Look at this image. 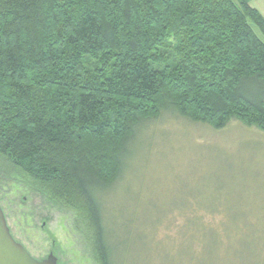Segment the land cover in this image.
I'll list each match as a JSON object with an SVG mask.
<instances>
[{"label":"trees","instance_id":"16d2710c","mask_svg":"<svg viewBox=\"0 0 264 264\" xmlns=\"http://www.w3.org/2000/svg\"><path fill=\"white\" fill-rule=\"evenodd\" d=\"M255 28L250 0H0V156L83 212L108 264L103 196L144 120L264 131Z\"/></svg>","mask_w":264,"mask_h":264},{"label":"rangeland","instance_id":"374dc122","mask_svg":"<svg viewBox=\"0 0 264 264\" xmlns=\"http://www.w3.org/2000/svg\"><path fill=\"white\" fill-rule=\"evenodd\" d=\"M250 5L264 17V0ZM120 177L103 196L108 264H264V131L168 109L135 128ZM0 206L33 257L100 264L87 216L3 156Z\"/></svg>","mask_w":264,"mask_h":264},{"label":"water","instance_id":"95a60500","mask_svg":"<svg viewBox=\"0 0 264 264\" xmlns=\"http://www.w3.org/2000/svg\"><path fill=\"white\" fill-rule=\"evenodd\" d=\"M0 264H59L57 258L49 254L44 259L33 257L20 243L16 242L7 227L0 208Z\"/></svg>","mask_w":264,"mask_h":264},{"label":"flooded vegetation","instance_id":"af4514ba","mask_svg":"<svg viewBox=\"0 0 264 264\" xmlns=\"http://www.w3.org/2000/svg\"><path fill=\"white\" fill-rule=\"evenodd\" d=\"M0 208H1V206H0ZM1 210H2V208H1ZM2 212H3V210H2ZM3 215H4V212H3ZM4 218H5V215H4ZM5 221H6V218H5ZM6 224H7V221H6ZM7 227H8V229H9V232H10V234H11V236H12V238L16 241V242H18V243H20L26 250H27V248H26V246L21 242V241H18L15 237H14V235H12V233H11V231H10V228H9V226H8V224H7ZM28 251V250H27ZM29 252V251H28ZM30 253V252H29ZM52 254V253H51ZM49 255V254H48ZM47 255V256H48ZM56 257V256H55ZM57 258V257H56ZM37 259V258H36ZM42 259H44V258H42ZM39 260H41V259H39ZM57 262H58V259H57Z\"/></svg>","mask_w":264,"mask_h":264}]
</instances>
